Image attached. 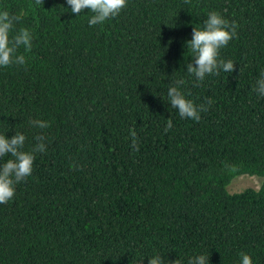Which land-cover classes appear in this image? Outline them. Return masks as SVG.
Listing matches in <instances>:
<instances>
[{
	"label": "trees",
	"instance_id": "16d2710c",
	"mask_svg": "<svg viewBox=\"0 0 264 264\" xmlns=\"http://www.w3.org/2000/svg\"><path fill=\"white\" fill-rule=\"evenodd\" d=\"M3 10L22 17L12 35L27 28L33 41L19 49L26 64L0 67V135L23 133L30 151L44 134L46 152L0 204V264H240L241 252L264 264V180L228 189L240 175L264 179V97L253 91L264 0H128L95 26L67 0H0ZM213 11L238 24L218 57L236 65L200 82L186 41ZM177 80L197 107L213 102L199 122L169 103Z\"/></svg>",
	"mask_w": 264,
	"mask_h": 264
},
{
	"label": "clouds",
	"instance_id": "9594fccd",
	"mask_svg": "<svg viewBox=\"0 0 264 264\" xmlns=\"http://www.w3.org/2000/svg\"><path fill=\"white\" fill-rule=\"evenodd\" d=\"M127 2L128 0H67L73 14L79 15L85 9L89 10L92 14L88 21L89 26L103 24L109 19L116 18L127 7ZM35 4L41 5L43 0H35ZM21 18L6 10L0 11V67L12 64L24 65L27 62L25 55L19 53V49L23 47L25 52H31L33 36L30 30L22 27L12 35ZM237 28L238 24L235 21L226 20L216 11L208 14L202 28L194 26L192 38L186 41V47L192 53V62L187 64V72L194 75L200 82H203L206 75H219L221 71L232 73L236 64L232 60L225 61L218 57L220 49L227 47L229 42L237 36ZM184 83V80H177L175 85L170 86L167 98L172 108L177 109L182 118L199 122L200 113L208 110L205 104L210 105L213 102L208 99L205 104L197 107L180 91L178 86ZM253 91L264 97V72L260 73ZM29 123L32 127L40 129L50 127L49 122L39 119L30 120ZM172 127L173 121L169 118L164 128L165 133ZM130 137L133 149L138 152L140 148L135 129L130 131ZM35 139L37 143L32 149L24 151L26 136L23 133L16 132L10 139L5 135H0V157L6 155L11 157L0 166V204H6L12 200L16 194V185L32 175L35 153L46 152L45 135L39 134ZM240 257V264H253L250 255L241 252ZM209 262V257L199 255L191 258L188 264H209ZM149 264H165V260L161 255H155L151 256ZM167 264H181V261L177 259L174 262L168 261Z\"/></svg>",
	"mask_w": 264,
	"mask_h": 264
},
{
	"label": "rangeland",
	"instance_id": "374dc122",
	"mask_svg": "<svg viewBox=\"0 0 264 264\" xmlns=\"http://www.w3.org/2000/svg\"><path fill=\"white\" fill-rule=\"evenodd\" d=\"M263 178L257 175H240L234 178L228 186L230 192H240L246 188H259L263 182Z\"/></svg>",
	"mask_w": 264,
	"mask_h": 264
}]
</instances>
